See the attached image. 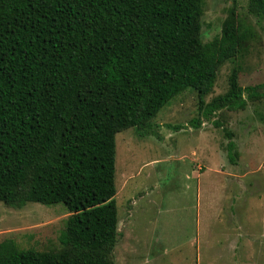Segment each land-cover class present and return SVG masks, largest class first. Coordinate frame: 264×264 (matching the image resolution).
<instances>
[{
    "label": "trees",
    "instance_id": "1",
    "mask_svg": "<svg viewBox=\"0 0 264 264\" xmlns=\"http://www.w3.org/2000/svg\"><path fill=\"white\" fill-rule=\"evenodd\" d=\"M204 0H0V202H61L72 214L58 250L0 241V264H114L115 136L150 120L192 88L201 123L242 109L234 66L228 89L205 102L217 72L246 49L251 28L228 8L219 36L201 40ZM264 19V0H248ZM228 134V133H227ZM234 144L227 143L229 160Z\"/></svg>",
    "mask_w": 264,
    "mask_h": 264
},
{
    "label": "rangeland",
    "instance_id": "2",
    "mask_svg": "<svg viewBox=\"0 0 264 264\" xmlns=\"http://www.w3.org/2000/svg\"><path fill=\"white\" fill-rule=\"evenodd\" d=\"M232 3L204 0L203 42L219 36ZM236 8L252 35L220 67L205 102L226 92L234 66L242 87L264 84V19L248 12V0H236ZM244 98V108H223L195 126L197 95L187 88L150 120L146 134H116L114 264H264V96ZM71 214L61 202H0V241L58 250Z\"/></svg>",
    "mask_w": 264,
    "mask_h": 264
}]
</instances>
